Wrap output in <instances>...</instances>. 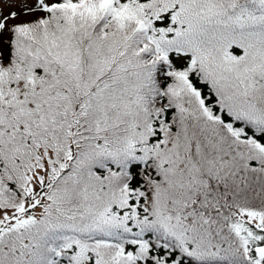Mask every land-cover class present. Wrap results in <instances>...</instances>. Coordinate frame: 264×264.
Here are the masks:
<instances>
[{"label":"snow or ice","instance_id":"snow-or-ice-1","mask_svg":"<svg viewBox=\"0 0 264 264\" xmlns=\"http://www.w3.org/2000/svg\"><path fill=\"white\" fill-rule=\"evenodd\" d=\"M0 264H264V0H0Z\"/></svg>","mask_w":264,"mask_h":264}]
</instances>
